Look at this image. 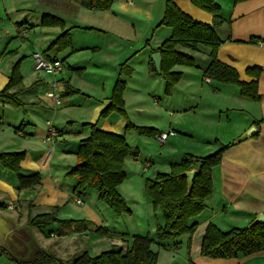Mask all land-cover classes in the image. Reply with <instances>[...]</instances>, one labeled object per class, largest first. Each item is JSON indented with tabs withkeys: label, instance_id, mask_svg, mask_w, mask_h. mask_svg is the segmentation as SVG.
I'll return each instance as SVG.
<instances>
[{
	"label": "crops",
	"instance_id": "1",
	"mask_svg": "<svg viewBox=\"0 0 264 264\" xmlns=\"http://www.w3.org/2000/svg\"><path fill=\"white\" fill-rule=\"evenodd\" d=\"M13 1L0 4V10L5 13L16 11L17 6ZM216 1L222 8L221 17L226 21L217 29L222 41L218 60L234 67L240 82H258L261 98L255 102L243 97L235 85L205 78L204 72L211 63V50L208 47L201 45L197 51L178 48L182 53L193 57L196 67L174 68L173 71L182 73L183 78L173 96L163 101V104L161 99L158 100V105L155 104V118L158 121L165 115L170 116L180 135L182 132V136L197 140L196 129L192 127V132L186 131L182 119L188 115H198L202 108H205L202 126L205 129L214 128L216 131L212 134L214 137L209 135L210 137L199 140L196 151L190 155L206 157L218 151L221 145H218L216 140L222 142L220 132H223V136L231 135L222 145L233 143L235 146L224 154L222 163L213 170L214 193L206 200L205 212L194 219V222L199 224L196 233L169 243L160 242V248L173 255L169 256L172 264H178L177 255L182 258V264H264V252L231 260H211L201 256V245L209 224L216 225L223 232L236 228L240 230L249 227L258 215L264 214V71L258 79L256 75L247 74L248 70L255 67L264 70V0L242 3H236V0ZM167 2L168 0H110V8L106 11L96 7L92 0H46L44 3L47 4H41L45 8L44 15H55L63 20L65 27H46L60 31L53 35L41 52L49 60L62 61L65 70L57 78L47 74V80L40 77L33 80V65V73L28 72L26 75L23 72L24 62L21 71L23 87L18 97L23 100L25 106L17 108L0 100V153L26 152L22 173L41 175L40 185L22 190L17 176L0 165V213L13 219L19 227H25L29 226L30 219L49 214L53 208L59 207V221L82 222L68 228L59 225L43 230L32 228L39 246L46 252L56 254L63 261H72L88 252L95 257L105 252L104 249L109 251L115 245L125 250L131 246L126 233L106 227L97 210L91 205L86 206L85 196L89 191L85 196L76 194L77 178L67 179L64 183L67 182L68 185L62 184L60 177L68 175L74 167L73 164H77L81 142L92 133L91 128L84 127V124H97L98 129L121 135L127 141L126 123L124 124L119 114L113 113L107 119H101V114L111 105L113 83L119 77L127 83L124 93L126 111L128 97L138 98L141 95L139 90L154 87V83L161 81L164 83L160 76L151 73L150 60L152 54L159 53L163 42L173 34L171 28L159 27L165 16ZM173 2L182 12L200 23L212 24L214 21L213 14L196 7L192 0ZM37 4L26 5L34 7ZM17 26L23 35L30 30L22 24ZM66 31L70 34L71 47L57 55L49 52L53 42ZM8 48L5 49L4 55L10 53ZM14 65L15 63H11L6 68L0 66V92L9 83ZM58 78L61 105H56L46 97L52 86L50 84ZM73 90H78L80 95L86 94L87 98L84 102L73 99L69 106L65 105L64 98L79 95L74 94ZM179 93L183 95L178 98ZM205 97L208 98L207 105H204ZM59 107H81L86 110L84 112L89 122L62 121L61 125H56L55 117L48 115ZM49 123L60 132V137L54 142L48 141ZM157 127L162 129L158 125ZM252 128L256 129L252 137L236 143ZM180 135L172 137H178V142H184ZM53 157L57 161L61 160L63 166H58V169L50 164ZM150 168L152 164L146 162L144 171ZM125 185L135 194V188L130 184L129 178ZM120 189L123 190L122 187ZM78 199L83 203L78 204ZM150 200L153 204L151 198ZM74 205L83 209L78 210ZM71 207L80 211L77 219L74 218ZM18 221L24 224L21 225ZM101 227L107 230L106 235L101 236L94 232L95 228ZM50 233L53 236L48 237ZM52 238H59L60 241L51 242ZM70 244L77 252L73 253L72 258L66 259ZM176 244H180L179 250L175 249ZM152 250L156 251L154 245ZM0 264L17 263L0 248Z\"/></svg>",
	"mask_w": 264,
	"mask_h": 264
},
{
	"label": "trees",
	"instance_id": "2",
	"mask_svg": "<svg viewBox=\"0 0 264 264\" xmlns=\"http://www.w3.org/2000/svg\"><path fill=\"white\" fill-rule=\"evenodd\" d=\"M246 1L250 0H236V3ZM92 3L106 11L111 5L110 0H92ZM192 3L213 14L214 21L212 24L200 23L182 12L173 0H168L165 16L159 27L171 28L173 34L171 38L163 42L158 50L162 58V74H158L153 60H150L151 73L160 76L166 83V95L172 94L175 85L183 77L182 73L173 71L175 67H196L193 57L182 53L178 48L197 51L203 45L211 50V63L204 72L205 78L227 85H235L240 89L243 97L255 102L260 101L258 82H240L237 70L218 60V50L222 41L217 29L226 23L221 17V6L216 0H192ZM42 17L43 27L62 29L65 27L63 20L55 16L45 14ZM70 47L71 38L69 31H66L53 42L48 51L57 55ZM263 71L262 68L255 67L248 70L247 74L256 75L258 79ZM22 87L23 76L20 72V62H18L13 67L9 83L0 92V100L17 108L25 106L23 100L18 97ZM126 89L127 83L119 77L112 92L111 105L101 114V119H107L113 113H117L128 120L124 101ZM72 92L80 93L78 90ZM84 127H90L92 133L90 137L81 142L77 153L78 165L72 167L68 173L71 178L78 179L76 194L83 196L87 191L95 190L99 194V200L116 215L130 214L131 210L118 189L128 179L126 159L138 158L140 151L131 148L125 137L102 131L98 129L97 124H84ZM126 130H134L138 135L150 138H158L162 135L158 129L138 127L131 122H128ZM233 146H235L233 143L221 145L218 151L206 157L187 154L182 163L172 165L170 174H158L155 179H147L146 193L152 199L154 209L162 211L165 221L163 226L157 228L156 237L159 241H176L196 233L199 224L194 222V219L205 212L206 200L214 193L213 170L222 163L224 154ZM26 155V152L0 153V165L17 176L22 190L33 189L41 183L40 174L24 175L22 173V162L26 159ZM193 169H197L199 173L190 192L188 179L183 174ZM59 209L55 207L49 214L45 213L30 219L29 226L43 230L53 225L68 228L82 223L71 220L59 221L57 219ZM94 232L101 236L108 233L102 227L95 228ZM47 236H52V233ZM154 243L155 241L149 236L137 235L133 237V243L127 250L115 245L98 256L93 257L88 252L68 262L61 260L53 253L42 251L35 262L21 264H158L159 256L152 250ZM201 246V256L211 260H231L255 256V254L264 252V224L259 223L254 227L240 230L236 228L223 232L211 223L207 226ZM174 247L176 250L181 248L180 244ZM10 259L14 261L11 257Z\"/></svg>",
	"mask_w": 264,
	"mask_h": 264
},
{
	"label": "rangeland",
	"instance_id": "3",
	"mask_svg": "<svg viewBox=\"0 0 264 264\" xmlns=\"http://www.w3.org/2000/svg\"><path fill=\"white\" fill-rule=\"evenodd\" d=\"M43 1L46 2V0H14L13 4H16L17 6L16 11H13L11 13H5L4 10H0L1 68H6L10 66L11 63H15L16 65L18 62H20V72H21L22 64L25 62V66L23 67L24 74L26 73V75H28L29 74L28 72L33 73L31 71L32 65L34 70V60L32 59L33 55L35 53L43 54L41 51L44 50V47L46 46L48 41L53 37V35L56 32L60 31L59 29L55 30L52 28L43 27L41 25V19H42L41 16H43L44 13H46L44 11L45 8L42 7L41 4H47L44 3ZM9 2L10 0H0V4H9ZM26 4H37V5L33 7ZM51 10L53 9L51 8ZM17 24H22L24 27H29L30 30L25 35H23L20 32ZM87 31L91 32L90 30ZM8 46L10 48H8ZM6 48L10 50V53L4 55L3 53ZM30 58L32 59V61ZM34 73L35 74H33L34 75L33 80L37 79V77H40L43 80H47V78H49L45 72L39 73L34 71ZM55 81L60 84L59 78L54 79L52 82ZM116 82L113 83L112 89H114ZM161 82L154 83L155 85L154 87L152 86L151 88H146V89L144 88L142 91L139 90L141 92V95H139L138 98H134V96L128 97V105H127L128 120H126L122 116L121 119L124 122V124L126 123L125 126H127L128 122H131L133 125L138 127L155 128L159 130V128L157 127L158 125L162 128L161 130H159L160 132L164 131L163 133L169 134L172 131L173 132L176 131L174 133V136L175 135L179 136L180 135L178 132L179 130L174 128V122H173L174 120L170 118V116L165 115V117L160 118V120L158 121L157 118H155V115L157 114V110L154 109L155 104L158 105L159 99L162 100L161 103L163 104L166 99L173 96L174 91L177 85L179 84L177 83L175 85L172 94L166 95V83L165 81L164 83ZM182 95L183 93H179L177 97L179 98V96L181 97ZM85 96L87 95L82 93L81 95L80 94L74 95L69 99L67 97L64 98V103L65 105L69 106L70 103L74 101L73 99H75L76 101L84 102V100L87 98V97L85 98ZM206 99L208 98L205 97L204 105H207ZM136 107L139 108L140 110L137 109ZM67 108L68 107H64V108L59 107L57 109H53L52 113L50 112L48 116L52 118L53 116L55 117L54 123L56 125H61L62 121H69V122L77 121L78 123L83 121L89 122V119L85 116L86 115V112H84L86 111L85 109H82L81 107H72L71 109H67ZM155 108L157 109V107ZM204 111L205 108H202V110L198 115H188L182 119V122L186 126L185 127L186 131L192 132L191 130L192 127L196 129L195 137L198 141L195 139L193 140V138L189 139L185 136H182L184 134L181 132L182 135L180 136L184 138L183 139L184 142H178L177 141L178 137L176 138L170 136V138L163 143L158 138L140 136L134 130L127 131L128 133L126 138L128 145L131 148L138 149L140 151L139 152L140 155L137 158L139 161L138 160L135 161L134 159L136 158L129 157L127 158L125 164L128 178L130 180V184L132 183V186H134L135 188V194L131 189L127 187V185H125V183L120 186L123 188V190H121L120 187L118 189L119 194H121V196L126 200L128 207L131 210L130 214H123L122 216L116 215L113 210H111L106 204H104L99 200V196H98L99 194L95 190H89L86 196L83 195L87 197V200H85L86 206L91 205L97 210V212L100 214L101 218L103 219L102 222L105 223L106 227L111 229L116 228L119 232L124 234L126 233L127 240L129 241L128 242L129 246L132 245L134 236L137 235L143 236L144 234L149 237H152L155 241V243L153 244L154 250L156 249L157 252L156 251L155 252L159 256L158 264H172L169 256L173 257V255L168 250L164 248H160L161 246L160 242L163 241H159L157 239L156 232H157V228L161 224H164L165 221L163 220L164 217L162 211L160 209L159 210L154 209L153 204L151 203V200L148 194L146 193V181L147 179H155L158 176V174H170L172 171V166L170 165L181 163L183 157H185L186 154H192V152L196 151L195 148H197L196 146L200 144V141L202 139L213 136L212 134L216 131L214 128L205 129L202 126L203 123L201 120L204 119L202 117L204 116ZM205 113L208 114L209 112H205ZM236 118L237 117L234 115L235 120ZM234 122L235 121H232V123ZM172 125L173 128H171ZM219 135L222 142L216 140V142L218 141L217 142L218 145H222V143L228 141V138L231 136L230 134H224L223 136V132H220ZM54 141L55 140L50 142H54ZM209 155L211 154H208V156ZM50 161H51L50 164L52 163L53 166H57L56 168H58V166L60 167L63 166V162L61 160H60L61 162L59 160L57 161L55 157H53V159ZM146 162H150L152 164V168L145 170L146 171L145 172L144 164ZM73 165L74 167H76L78 165V162L77 164H73ZM70 178L71 177L68 175L66 176L62 175L60 177L61 183L69 185V183L67 182L64 183V182L67 181V179L70 180ZM132 194H134V196ZM74 208L75 207L72 208L74 211L73 216L75 219H77L79 217L78 212H80L78 210L79 209L82 210L83 207L76 206L78 210H75ZM18 223H20L21 225L24 224V222H20V221H18ZM150 233H152V235ZM58 241H60L59 238L51 239V242H58ZM166 242L169 243L171 241H166ZM75 251L76 249L73 248L72 244H70L66 259L72 258L73 253ZM103 251L106 250L104 249ZM98 253L99 252H97V254ZM177 258L178 260L176 261L178 262V264H182L181 261L182 258L180 257V255H177Z\"/></svg>",
	"mask_w": 264,
	"mask_h": 264
},
{
	"label": "water",
	"instance_id": "4",
	"mask_svg": "<svg viewBox=\"0 0 264 264\" xmlns=\"http://www.w3.org/2000/svg\"><path fill=\"white\" fill-rule=\"evenodd\" d=\"M151 59L158 74H162V58L160 53H153ZM255 128H252L245 136L236 143H240L254 135ZM198 170L193 169L183 175L188 179L189 191H192L194 180L198 175ZM264 224V214L258 215L256 220L249 226L254 227L256 224ZM248 227V228H249ZM0 248L6 252L17 264L33 263L37 260L39 253L44 251L35 239L34 233L30 226L19 227L17 223L0 213Z\"/></svg>",
	"mask_w": 264,
	"mask_h": 264
},
{
	"label": "built area",
	"instance_id": "5",
	"mask_svg": "<svg viewBox=\"0 0 264 264\" xmlns=\"http://www.w3.org/2000/svg\"><path fill=\"white\" fill-rule=\"evenodd\" d=\"M32 59H34V70L36 72H45L55 78H57L65 69L62 61L54 59L49 60L40 53H35ZM51 85L49 91L46 93V97L52 100L56 105H61V89L59 83L55 81ZM170 136H174V132H170L169 134L162 133V135L159 136V139L161 142H165ZM58 137H60L59 132L51 123H49L48 141H53ZM77 203L82 204L83 201L78 199Z\"/></svg>",
	"mask_w": 264,
	"mask_h": 264
}]
</instances>
